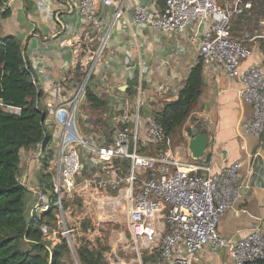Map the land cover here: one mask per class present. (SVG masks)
I'll return each instance as SVG.
<instances>
[{
  "label": "crops",
  "instance_id": "0c3cea01",
  "mask_svg": "<svg viewBox=\"0 0 264 264\" xmlns=\"http://www.w3.org/2000/svg\"><path fill=\"white\" fill-rule=\"evenodd\" d=\"M78 1L6 0L0 5V11H9L0 22V37L14 36L20 42L33 78L42 92L41 103L48 112L45 122L48 142L22 148L20 152L19 179L29 192L25 200L28 216H33L37 201L33 189L39 187L45 175H49L47 179L51 181L55 176L60 127L53 118L54 107L78 99L74 109L81 119L82 135L92 146H87L90 149L80 147L82 171L86 172V177L101 175L111 167L127 166L119 159L106 161L98 153L106 156L104 148L111 146L123 113L130 115L129 124L138 132L142 153H155L156 145L148 136L147 123L165 103L177 99L190 70L200 61L199 41L194 38L191 28L184 32L162 33L149 24H139L134 21L132 13L138 0H128L98 67L87 76L89 62L80 55V48L96 49L102 33L81 15ZM139 1L152 10L161 6L148 0ZM96 11V18L108 22L114 7L98 2ZM251 22H255L251 11L232 20L233 36L243 40L252 50L239 72L252 65L264 64V40L251 41L248 37L252 33L247 30ZM240 88L239 77H230L219 65L203 64L201 96L193 106L186 126L178 128L171 136L172 147L181 161L207 165L210 174L220 173L235 161L242 162L240 175L248 178V185L242 192L239 206L229 210L218 227L222 237L233 240L247 235L255 227L264 232V134L255 137L242 132L241 124L253 115V107L240 97ZM87 90L100 99V105L92 104L86 95ZM139 101L144 102L140 108ZM192 128L208 134L202 159H194L188 149L191 140L188 130ZM46 162L48 167L44 166ZM86 180L78 179L72 201H80L87 187ZM70 202L66 205L69 227L74 219ZM112 203L114 207L111 209L118 211L120 198ZM82 223L80 230L84 235L81 240L94 241L99 237L103 240V234L97 229L90 227L93 231L84 232ZM101 227L105 234L107 228ZM121 232H118L119 236ZM67 243L70 252L65 258L66 263H70L67 259L71 257L73 264H81L76 242ZM109 245L112 252L120 249H114L111 242ZM127 258L130 259L131 255L128 254ZM192 264L235 263L228 250L206 247Z\"/></svg>",
  "mask_w": 264,
  "mask_h": 264
},
{
  "label": "built area",
  "instance_id": "2783aa9c",
  "mask_svg": "<svg viewBox=\"0 0 264 264\" xmlns=\"http://www.w3.org/2000/svg\"><path fill=\"white\" fill-rule=\"evenodd\" d=\"M160 4L158 10L145 7L138 0L133 7V19L149 24L162 33L193 30L198 39V55L205 65L216 64L230 77H239L240 97L253 107V115L241 124L248 136L264 134V64L252 65L239 72L241 64L252 50L243 40L233 36L232 20L252 11L253 3L242 0H148ZM102 2L113 6L108 22L96 18V5ZM128 0H79L78 9L94 28L101 32L96 49L80 48L88 62L87 76L98 67L106 45L120 19ZM251 41L264 40V17L258 28L248 34ZM53 108V118L60 127L56 170L53 180L40 183L33 189L37 195L34 213L57 211L58 227L41 225L45 236H53L55 244L72 242L73 229L67 224L66 205L75 198L77 177L84 168L80 147L87 142L80 130L74 102ZM143 101L138 102L142 107ZM19 113L20 109L7 107ZM65 114V117L62 115ZM109 153L102 159L125 161L127 166L112 168L101 175L87 177V182L100 191L117 193L119 208L127 212L126 225L131 232L130 242L149 248L160 264H192L206 247L226 249L235 264L264 260V232L255 227L238 239H226L218 231L223 216L239 206L248 178H242L241 161H235L217 174L210 167L196 162L181 161L172 147V138L155 117L147 123L149 138L156 145L153 155L142 153L138 132L129 124L130 115L119 117ZM140 261H142L140 259ZM127 264L132 263L131 260ZM143 264V262H140Z\"/></svg>",
  "mask_w": 264,
  "mask_h": 264
},
{
  "label": "trees",
  "instance_id": "16d2710c",
  "mask_svg": "<svg viewBox=\"0 0 264 264\" xmlns=\"http://www.w3.org/2000/svg\"><path fill=\"white\" fill-rule=\"evenodd\" d=\"M5 1L0 0V5ZM8 14V9L0 11V22ZM202 88L203 62L200 60L190 70L177 99L165 103L154 114L167 135L172 136L189 120ZM41 94L18 39L0 37V264H67L65 258L70 252L65 239L50 249L56 239L45 236L40 227L47 224L56 229L57 211L52 206L49 211L28 216L27 189L19 179L21 149L47 143L50 139L45 124L48 112L41 103ZM86 95L92 104H101L88 90ZM7 107L19 108L20 112H9ZM44 164L49 166L47 162ZM45 176L41 183L51 182L47 179L49 175ZM76 203H79L77 199ZM82 226L84 232L91 229L85 222ZM112 228L122 230L116 224ZM102 238L94 241L84 238L81 244H76L81 264H127L130 261L125 252L111 251L110 238ZM248 264H264V260Z\"/></svg>",
  "mask_w": 264,
  "mask_h": 264
},
{
  "label": "rangeland",
  "instance_id": "374dc122",
  "mask_svg": "<svg viewBox=\"0 0 264 264\" xmlns=\"http://www.w3.org/2000/svg\"><path fill=\"white\" fill-rule=\"evenodd\" d=\"M243 2L245 0H242ZM254 2V8L252 9V18L255 19V22H251L248 24L247 30L253 32L256 28L259 27L260 21L264 17V0H248ZM260 17V18H259ZM77 120L79 127L81 125V119L77 114ZM186 126V125H185ZM81 130V129H80ZM85 145L88 147H92L86 142ZM86 172L82 171L80 175L77 177V181L81 179H86ZM79 183V182H78ZM87 183V182H85ZM87 187L85 188L84 194H82V198L80 197L79 203L71 201L69 203V207L71 210V215L74 218L73 224L70 226L74 232L72 234L75 236L73 237V244H81V235H84L83 232L80 230V224L82 222H86L90 227L97 229L98 231L103 234V236H107L108 239H111V244L114 245V249L121 250L122 253H127L129 256L131 255V262L140 264H160L158 260L155 259V256L151 253L149 248H144L141 245L136 246L133 242H130L131 232L129 231L126 221H127V212H124V209L119 208L117 211L116 209H111L113 206V198L117 196V193L108 192V191H100L96 190L93 185L89 183L86 184ZM29 192H26L25 200L28 198ZM115 222L121 225V229H113L112 225L116 224ZM105 226L107 229L104 231L101 230L102 227ZM93 231V230H92ZM121 232V235H118V232ZM119 238V239H118ZM77 240V241H76ZM69 256V255H68ZM140 259L142 261H140ZM70 263L73 264L72 258L70 257L67 259Z\"/></svg>",
  "mask_w": 264,
  "mask_h": 264
},
{
  "label": "water",
  "instance_id": "95a60500",
  "mask_svg": "<svg viewBox=\"0 0 264 264\" xmlns=\"http://www.w3.org/2000/svg\"><path fill=\"white\" fill-rule=\"evenodd\" d=\"M188 135L191 137L188 149L192 157L202 159L208 145V134L192 128L188 130ZM44 144L46 143L44 142Z\"/></svg>",
  "mask_w": 264,
  "mask_h": 264
},
{
  "label": "bare ground",
  "instance_id": "6f19581e",
  "mask_svg": "<svg viewBox=\"0 0 264 264\" xmlns=\"http://www.w3.org/2000/svg\"><path fill=\"white\" fill-rule=\"evenodd\" d=\"M75 102H76V105H77V104H78V99H76ZM75 107H76V106H75ZM108 153H109V152L107 151V154H108ZM106 156H107V155H106ZM106 156H105V157H106Z\"/></svg>",
  "mask_w": 264,
  "mask_h": 264
}]
</instances>
